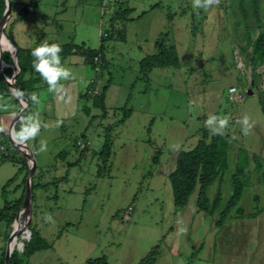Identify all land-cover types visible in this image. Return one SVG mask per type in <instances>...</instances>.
Segmentation results:
<instances>
[{"label":"rangeland","instance_id":"374dc122","mask_svg":"<svg viewBox=\"0 0 264 264\" xmlns=\"http://www.w3.org/2000/svg\"><path fill=\"white\" fill-rule=\"evenodd\" d=\"M13 1L4 30L14 23L12 36L22 47L73 40L98 49L102 36L111 31L110 17L118 5L117 0ZM121 1L133 8L132 19L115 23V36L106 41L108 69L97 73L79 54L60 57L70 78L49 91L41 77L32 92L37 100L23 116L32 115L40 124L38 135L27 144L34 181L46 184L32 192L25 229H37L53 247L37 251L30 264H87L89 258L103 255L107 264H139L157 245L156 264H264V62L256 68L260 76L255 82L244 52L245 28L236 23V0H220L207 11L194 8L193 0ZM261 7L264 15V0ZM121 30L126 40L118 37ZM161 35L166 45L177 47L181 66L157 67L143 78L140 61L156 52ZM110 73L105 111L94 105V98ZM17 105L13 96L0 92V123H6L0 149L7 155L0 151V208L3 186L27 158L25 147L13 142L9 130ZM125 108L130 115L121 122ZM209 115L228 119L222 132L230 136L224 204L245 151L249 160L242 198L222 226L217 220L224 204L214 214L200 211L197 190L177 209L169 180L178 152L197 144ZM245 115L253 124L249 135L237 123ZM108 134L113 142L111 170L99 176L100 151ZM82 135L89 142L83 156L78 144ZM40 141L47 142L46 151H40ZM15 147L21 150L14 152ZM157 148L162 152L154 164ZM23 176L8 184L7 199L15 198ZM217 189L218 183L209 188L211 200ZM129 207L133 210L127 215ZM7 225L0 221V248L6 254V235L10 237L18 223ZM21 232L16 249L24 241Z\"/></svg>","mask_w":264,"mask_h":264},{"label":"trees","instance_id":"16d2710c","mask_svg":"<svg viewBox=\"0 0 264 264\" xmlns=\"http://www.w3.org/2000/svg\"><path fill=\"white\" fill-rule=\"evenodd\" d=\"M14 7L15 2L11 0ZM238 11H235L238 16L237 25H244L245 36L247 39V45L244 48V52L250 58V64L254 68L253 79L255 82L259 79L260 74L256 72V68L264 62V15L261 7L262 0H236ZM117 8L110 17L111 31L102 36L100 48H89L81 44L75 43L73 40L67 43H56L60 45L62 51L60 57H66L73 54H79L84 57L86 64L91 65L94 69L96 67L95 58L99 57L101 60V70L108 69V60L105 55V44L110 38H113L115 23L118 21L131 20L129 18L133 11V8L128 6L127 2L117 0ZM34 4H27L23 9L24 14L18 16V20L27 15L29 6ZM6 0H0V21L3 19L6 10ZM13 9V8H12ZM9 29L5 28L4 32L7 37L13 42L15 46V53L11 52L9 46L3 48L0 57V92L5 93L8 96H13L17 104L20 105L18 113L22 109V105L17 97H15L10 90V80L15 72L13 63L14 55L18 59L20 65V73L17 76L16 87L20 94L29 100V105L23 112L24 114L32 107V92L42 78L41 75L33 68L32 50L37 47H22L20 46L12 36V26ZM257 35L254 37V32ZM164 35V34H163ZM161 35L156 42L157 50L155 53L147 55L140 61V72L143 78H148L149 74L157 67H172L179 68L181 66V59L175 45H166L164 42V36ZM118 37L122 40H126V33L124 30L118 32ZM251 51L249 52V49ZM100 73V72H97ZM110 73V80L103 87L102 93L94 98V105L100 106L106 111L105 94L108 87L112 83V77ZM37 90V89H36ZM89 91V90H88ZM124 118L120 121L123 122L130 115V111L124 109ZM154 120L151 121L148 131L151 133V127ZM19 121L15 126V131H19ZM201 138L195 146L190 149H181L177 154L176 166L173 171L169 174V180L173 189L174 202L177 209L183 208L189 202V199L198 190L197 207L200 211H206L214 214L224 204L222 182L226 171L230 166V136L222 133L213 135L208 128L203 127L200 129ZM151 141V140H150ZM82 148L81 156H83L88 148V140L85 135H82V142H78ZM113 142L111 136L105 139V143L100 151V158L102 160L98 170V175L103 176L111 170L109 165L110 159L112 158ZM21 148V147H20ZM21 150V149H19ZM25 150V149H24ZM161 149H156L153 163L157 164L161 157ZM4 158H7L6 154H3ZM254 160L257 162V166L261 164V160L254 156ZM248 156L245 151V155H241L235 172L232 175L233 192L227 202L224 204L220 211L217 225L222 226L231 212L238 206L242 195L244 193L247 180H245L246 170L249 166ZM25 164L24 167L20 168L11 179L8 180V184L15 182L19 176L24 172L22 181L16 186L15 190L21 189V194L13 200L7 199V188L8 184L2 188V197L4 198V206L0 208V221H7L8 225L11 226L17 219L23 207L27 188L28 178L30 175V167L28 160L25 156L21 161ZM263 162V161H262ZM261 166V165H260ZM151 174V171L149 172ZM67 176V175H66ZM60 179H56L54 183H57ZM218 183V189L214 199L209 197V188ZM42 182L34 181V174L32 175V188L34 190L40 186H45ZM57 197V193L55 194ZM237 212H242V207H238ZM18 223V221H17ZM32 231V230H31ZM9 239V234L6 235V240ZM27 241V240H25ZM25 241H22L20 246ZM53 248L52 245L41 235V232L37 229L32 231V237L29 241L25 242V248L21 252L15 248L11 264H30V258L39 250ZM160 256L159 245L153 247L151 251L139 262V264H156ZM7 254L5 248H0V264H6ZM107 256L103 255L98 258H89L87 264H107Z\"/></svg>","mask_w":264,"mask_h":264},{"label":"clouds","instance_id":"9594fccd","mask_svg":"<svg viewBox=\"0 0 264 264\" xmlns=\"http://www.w3.org/2000/svg\"><path fill=\"white\" fill-rule=\"evenodd\" d=\"M220 0H193V7L196 9H204L207 11L214 5H218ZM62 48L56 43H48L47 40L39 44L32 50L33 68L38 72L41 77L49 85V91H55L59 85L61 79L67 80L71 76V72L61 65L60 52ZM31 99L33 101L37 100L35 94L32 95ZM242 126V131L244 135H249L253 124L250 122V117L245 115L241 120H238ZM19 131H15L13 139L18 143H26L30 139H34L40 130V124L34 119V116L29 115L27 117H21ZM59 126V122L58 125ZM228 126V119L226 117H220L216 115H209L205 121V127L213 135L222 134L223 130ZM2 130V129H0ZM40 151H46L47 142L40 141ZM50 219V217H48ZM181 231H186V229H181Z\"/></svg>","mask_w":264,"mask_h":264},{"label":"water","instance_id":"95a60500","mask_svg":"<svg viewBox=\"0 0 264 264\" xmlns=\"http://www.w3.org/2000/svg\"><path fill=\"white\" fill-rule=\"evenodd\" d=\"M6 3H7V6H6L5 13H4L3 19L0 21V35L2 34L7 39V41L11 44V47H12L11 52L14 54L15 53V46H14L13 42L7 37V35L4 32V26L7 24L8 20H9L10 13H11V0H6ZM2 50H3V46H2L1 41H0V57H1ZM12 65L14 67L15 72H14V74H13L11 80H10V83H9L10 84V90H11V93L15 97H17L19 99V101H20V103L22 105V109H21V111L18 113V115L15 117V119L13 121L10 135H11V138H12V140H13V142L15 144H17L19 146H22V147H25L26 155H27V158H28V165L30 167V175H29V178H28V188H27L26 198H25L23 207L21 209V212H20V214L18 215V217L16 219V222H17V221H20L22 215H26L27 216V214H29V212H30V202H31L32 192H33L32 175H33L34 170H33L32 154H31V150L28 148L27 142L21 144V143L16 142L13 139L15 126L18 123V121H20L21 117H23V112L28 107L29 100L26 97H24L22 94H20L18 92V90H17V87H16L17 76H18V74L20 73L21 70H20V65L18 63V59H17V57L15 55H14V63ZM25 232H28L29 236L31 237L32 232H31V230L28 227L25 229ZM18 233H19V229H17L15 227L13 232H12V234H11V236L8 239L6 264H11V259H12V254L14 252V249H11L10 242L13 239V237L16 236ZM29 240H30V238H27V241H29ZM24 248H25V243L23 244V248H21V251L24 250ZM18 250H20V248H18Z\"/></svg>","mask_w":264,"mask_h":264},{"label":"bare ground","instance_id":"6f19581e","mask_svg":"<svg viewBox=\"0 0 264 264\" xmlns=\"http://www.w3.org/2000/svg\"><path fill=\"white\" fill-rule=\"evenodd\" d=\"M1 37H2L1 44H2L3 48L6 46H9L10 49H12L11 44L7 41V39L2 34L0 35V41H1ZM24 217H25V215H22L20 221L18 222V226L16 228L19 229V233L16 236H14L13 239L11 240V242H10L11 249H15L16 244L19 242V236H20L19 234L21 231H22L21 233L23 234V237H24V241L27 240V238H30L29 233L25 232V226H26L25 222H26L27 216L25 218ZM17 248L21 249V248H23V245L22 246L18 245Z\"/></svg>","mask_w":264,"mask_h":264},{"label":"crops","instance_id":"0c3cea01","mask_svg":"<svg viewBox=\"0 0 264 264\" xmlns=\"http://www.w3.org/2000/svg\"><path fill=\"white\" fill-rule=\"evenodd\" d=\"M18 106V105H17ZM15 107V111L17 112V111H19V109H18V107ZM18 114V113H17ZM17 114H16V116H17ZM15 116V117H16ZM15 117H14V119H15ZM2 119V117H1V115H0V120ZM14 119L10 122V124H9V130L12 128V124H13V121H14ZM0 125H1V128L0 129H2V130H0V132H1V135L3 134V132H4V127L6 126V123H4L3 122V120L1 121V123H0ZM18 148L17 147H15V151L14 152H18ZM0 151H1V154H5L4 152H3V149H2V147H1V149H0ZM7 151H9V149H7ZM1 161L3 162V161H5L6 162V159H3V158H1ZM21 189H19V190H15V198L16 197H18L20 194H21ZM14 198V199H15Z\"/></svg>","mask_w":264,"mask_h":264},{"label":"built area","instance_id":"2783aa9c","mask_svg":"<svg viewBox=\"0 0 264 264\" xmlns=\"http://www.w3.org/2000/svg\"><path fill=\"white\" fill-rule=\"evenodd\" d=\"M100 62H101V60L99 57L95 58V63H96L95 71L96 72L101 71V66H100L101 63ZM232 91H236V88H233ZM81 146L84 147V143H81ZM132 210H133V208L129 207V210L126 214L128 215V213H131Z\"/></svg>","mask_w":264,"mask_h":264}]
</instances>
